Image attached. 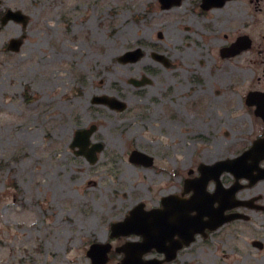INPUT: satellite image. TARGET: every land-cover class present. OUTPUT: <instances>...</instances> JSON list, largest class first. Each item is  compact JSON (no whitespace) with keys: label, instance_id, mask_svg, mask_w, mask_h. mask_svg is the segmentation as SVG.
I'll return each mask as SVG.
<instances>
[{"label":"rangeland","instance_id":"obj_1","mask_svg":"<svg viewBox=\"0 0 264 264\" xmlns=\"http://www.w3.org/2000/svg\"><path fill=\"white\" fill-rule=\"evenodd\" d=\"M176 1L162 9L158 0H0V18L27 17L0 26V264H91V245H109L106 264H120L115 249L135 251L142 240L111 238L112 224L140 204L160 208L200 164L233 158L256 139L260 118L244 99L264 92V58L223 60L218 52L242 34L261 48L264 0L211 10L202 0ZM11 40L21 41L18 51L8 49ZM137 49L139 61H118ZM95 97L126 108L93 104ZM92 126L90 146H101L94 164L71 149L75 133ZM132 151L153 164L131 163ZM258 192L264 206V185ZM250 221L196 236L166 264H264V248L250 246L264 245V211Z\"/></svg>","mask_w":264,"mask_h":264},{"label":"water","instance_id":"obj_2","mask_svg":"<svg viewBox=\"0 0 264 264\" xmlns=\"http://www.w3.org/2000/svg\"><path fill=\"white\" fill-rule=\"evenodd\" d=\"M226 0H203L202 8L207 10L212 7H219ZM175 0H159L162 9H168L173 6ZM177 3V1H176ZM10 19L20 21L23 25L26 24L27 19L20 12H7L1 19V24L5 25ZM21 46L20 40H12L9 43L8 49L11 51H18ZM250 47V40L248 37L238 38L229 48L221 50V57H226V52H230V57H234L241 52L247 50ZM142 57V52L137 49L132 52H128L118 59L119 62L135 63ZM153 57L166 65V61L162 56L153 55ZM147 81H132L133 86L140 87L146 84ZM94 104H104L112 110L122 111L126 105L114 98H100L96 97L93 100ZM246 104L248 106H256L255 115L261 117L264 120V93H250L247 96ZM94 132V127H90L87 130L77 132L75 134L74 142L71 144V149L78 148L75 152L77 156H84L90 164L96 162V154L101 151L100 145H92L90 147L89 138ZM264 153V139L256 140L253 143L252 148L246 151L242 156L233 160H224L217 162L213 165L200 164L197 168L199 177L194 179H186L183 185V193L187 194L191 192V196L188 199H179L177 196H170L161 200L163 210H151L143 212V205L140 204L133 211L129 213V216L122 223L112 224L110 227V237L119 238L120 235L126 237L133 233L142 238V242L137 244L135 251L129 250L130 244L123 245L116 248V253H123V258L120 264H164L173 261L177 252L182 249L183 246H188L194 241V236L199 234L206 237V230L214 231L225 223V219L222 216L226 210L225 204L222 199L218 198L220 194L229 193L232 196L236 192V188H232L231 191H226L222 188L220 183V176L224 172H231L239 178L238 172L245 171L242 169L240 163H244L249 160H253L258 163L262 159ZM254 154V155H253ZM129 161L131 163L151 166L153 164L152 158L132 151L129 155ZM191 174V172H189ZM214 182L216 185V191L210 195L207 192L208 185ZM232 198V197H230ZM217 202L218 207L212 208V205ZM235 207L234 205H231ZM231 207V208H232ZM192 212H195L194 216H190ZM217 216L218 218H216ZM207 217V221L202 219ZM133 227L130 228L131 225ZM119 229H122L119 231ZM190 230L187 233V230ZM174 236H177L179 240H174ZM102 250V252H98ZM111 247L109 245H91L86 255L91 259V264H106L109 260L108 253ZM155 250L157 253L164 254L163 260H143L142 257L147 253ZM136 259V261H135Z\"/></svg>","mask_w":264,"mask_h":264},{"label":"flooded vegetation","instance_id":"obj_3","mask_svg":"<svg viewBox=\"0 0 264 264\" xmlns=\"http://www.w3.org/2000/svg\"><path fill=\"white\" fill-rule=\"evenodd\" d=\"M227 2L228 1L224 2L222 4V6H220L219 8L225 6ZM258 9L260 11H262V10H264V6L258 8ZM243 36H247V35L242 34V35L237 36L233 42L228 43L223 48H229L238 38L243 37ZM262 37H263V40H264V31H263V36ZM248 39L250 40V47L245 52L253 53V54L256 53L257 55H259V56L264 58V43L261 44V48L260 49H256L254 47V45L252 44L251 39L249 37H248ZM223 48L219 49V52H218L219 53V57L221 59L229 60L230 58H234V57H230L231 51L230 52H226V57L222 58L221 55H220L221 54L220 52H221V50ZM245 52H241L240 54L245 53ZM252 92L263 93V92H259V91H250V92L247 93V95L249 93H252ZM246 96H245V98H246ZM244 102H245V99H244ZM197 105L198 104H195L194 107H197ZM207 117H209L208 114H207ZM209 122L212 123L213 119H210ZM260 122H261L260 123L261 129H260V131L258 133V136L256 137V139L253 140V142L255 140H257V139H264V120H262L260 118ZM253 142L250 144V146L248 148L244 149L241 153L235 155L233 158L241 156L244 151L250 149V147L252 146ZM261 157H262V159L258 163H255L253 160H249V158H247V161L243 163V167H242V169H246L247 170V171L242 172L246 176L243 179L239 180L237 183H236V180L234 179V177L232 175L226 174L229 177H231L230 180L228 179V184H227L226 188L230 189L234 185L237 186V187H240V188L235 193V196L232 199H228V205H229L228 207L229 208L225 212V216L226 217L233 216L234 219L232 221L227 222L224 225H230L231 226L234 223L236 225L237 222L238 223L241 222V224H243L242 225L243 228L246 227V226H244V224H246V223L250 224L253 227V223L254 222L250 221V214H255L257 212L264 211V206L261 203L262 196L258 192L260 187H261V185H264V178H260L259 179V177L261 175H264V153L262 154ZM249 191H252V193L250 195H248V196L246 195V197H244V198H239L238 197V194H240L242 192H249ZM233 203L235 205H237V206L231 208L230 205L233 204ZM254 225H255V223H254ZM250 246L252 247L253 250L256 249L258 251H261L264 248L263 240H260V239L259 240H252L250 242ZM253 254H254L253 252H248V255L250 257H253Z\"/></svg>","mask_w":264,"mask_h":264}]
</instances>
